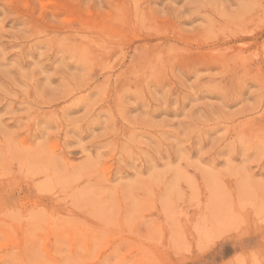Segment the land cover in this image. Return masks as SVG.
<instances>
[{"label":"rangeland","instance_id":"rangeland-1","mask_svg":"<svg viewBox=\"0 0 264 264\" xmlns=\"http://www.w3.org/2000/svg\"><path fill=\"white\" fill-rule=\"evenodd\" d=\"M263 206L264 0H0V264H264Z\"/></svg>","mask_w":264,"mask_h":264},{"label":"bare ground","instance_id":"bare-ground-1","mask_svg":"<svg viewBox=\"0 0 264 264\" xmlns=\"http://www.w3.org/2000/svg\"><path fill=\"white\" fill-rule=\"evenodd\" d=\"M62 40V39H61ZM96 42V41H95ZM198 68V67H197ZM264 207V206H263Z\"/></svg>","mask_w":264,"mask_h":264}]
</instances>
